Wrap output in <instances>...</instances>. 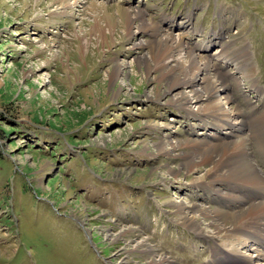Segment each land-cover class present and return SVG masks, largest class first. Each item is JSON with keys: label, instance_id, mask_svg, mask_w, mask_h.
Returning <instances> with one entry per match:
<instances>
[{"label": "rangeland", "instance_id": "rangeland-1", "mask_svg": "<svg viewBox=\"0 0 264 264\" xmlns=\"http://www.w3.org/2000/svg\"><path fill=\"white\" fill-rule=\"evenodd\" d=\"M66 5L0 0V264H146L134 249L142 237L173 264H210L216 244L239 250L241 264L264 263L252 242L198 235L168 212V200L216 207V194L198 189L209 185L198 178L210 166L184 165L230 129L198 105L188 111L169 103L172 95L157 98L160 73L140 61H152L154 28L129 29L119 13L143 11L160 34L209 59L232 85L231 106L264 110V0ZM234 46L247 53L248 77L223 58ZM224 97L215 94L228 108ZM196 140L206 143L197 149ZM165 142L182 145L158 153Z\"/></svg>", "mask_w": 264, "mask_h": 264}, {"label": "bare ground", "instance_id": "bare-ground-1", "mask_svg": "<svg viewBox=\"0 0 264 264\" xmlns=\"http://www.w3.org/2000/svg\"><path fill=\"white\" fill-rule=\"evenodd\" d=\"M59 1L63 7L67 6V0ZM119 13L123 23L125 22L129 29H132L136 22H138L136 25L138 32L154 28L152 34L155 35V45L148 55L152 56V61L157 60V62L155 61L156 63L152 65V61L148 57H144L140 61L148 70L155 69L160 73L159 79L160 83L164 85V89L157 98H166L168 95H172L167 101L188 111L192 105H198V110L204 113L210 112L211 118H217L216 121L223 122L224 126L230 129L225 132L228 133V139L208 144L204 153L199 149V145L204 141L196 140L195 146L199 150H194L193 154H187L188 161L184 165L188 171H193L196 167L203 165L210 166L208 177L198 178L199 180L208 178L209 185L200 181L198 189L215 193L216 207L168 200L167 204L170 205L168 212L172 214L176 222L198 235L212 239H224L232 247L239 243L245 247L247 241H250L258 246L259 249H256L258 257L264 259L263 108L260 107L262 109L258 110V107L252 102L246 110L231 106L233 103L232 85L209 59L199 58L191 47L184 44L181 39L174 37L173 34H160L156 28L157 25L146 19L143 11L119 10ZM222 55L227 63H234L238 71L244 72L246 77L252 72V68L247 63V53L241 47L225 49ZM123 65L120 63L116 66L117 75L124 70ZM198 81L205 84L197 87ZM184 88L191 89L186 92ZM261 89L259 88L258 91L260 95L264 96ZM218 91L224 93L226 104H229L228 108L224 107L222 99H215V94ZM235 124L240 125L239 128ZM242 130L243 132L249 130L250 133L248 136H244ZM219 133H223V131ZM216 138L224 139L226 137L218 135ZM168 145L169 147H167ZM181 145V142L177 144L161 143L157 145V152L177 150ZM203 220L208 221L207 225L212 230L202 228ZM133 231H136V228L132 226L122 229L119 233L128 234ZM134 249L148 256L149 260L146 264H173L155 245L151 244L147 237L136 241ZM233 250L232 253L227 254L222 246L213 245L210 264H241V259L237 256L240 251ZM249 261L251 263L252 257L249 258ZM243 264H245L244 261Z\"/></svg>", "mask_w": 264, "mask_h": 264}]
</instances>
